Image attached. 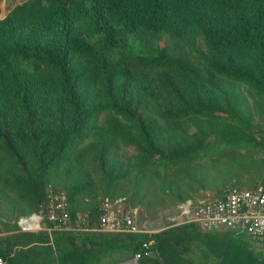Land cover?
Wrapping results in <instances>:
<instances>
[{
	"label": "trees",
	"instance_id": "1",
	"mask_svg": "<svg viewBox=\"0 0 264 264\" xmlns=\"http://www.w3.org/2000/svg\"><path fill=\"white\" fill-rule=\"evenodd\" d=\"M246 175L264 181V0H27L0 20L4 264H195V245L264 264L227 231L100 230L105 199L154 214ZM50 189L75 230L21 231Z\"/></svg>",
	"mask_w": 264,
	"mask_h": 264
},
{
	"label": "built area",
	"instance_id": "2",
	"mask_svg": "<svg viewBox=\"0 0 264 264\" xmlns=\"http://www.w3.org/2000/svg\"><path fill=\"white\" fill-rule=\"evenodd\" d=\"M46 200L39 204V214L22 221L36 220L41 231H73L68 212V201L63 192L50 189ZM176 225L192 224L200 232L227 231L235 237L247 239L251 244L264 245V181L255 188L234 185L221 196L204 192L200 197L181 205ZM100 230L113 233H152L139 223L141 209L125 204L124 198L105 199L100 204ZM35 222V221H34ZM49 224V226L47 225ZM37 227V228H38ZM150 243L143 244L147 251ZM148 254V253H147ZM136 254L133 261L140 258ZM0 264L4 261L0 258Z\"/></svg>",
	"mask_w": 264,
	"mask_h": 264
},
{
	"label": "rangeland",
	"instance_id": "3",
	"mask_svg": "<svg viewBox=\"0 0 264 264\" xmlns=\"http://www.w3.org/2000/svg\"><path fill=\"white\" fill-rule=\"evenodd\" d=\"M25 1H27V0H0V19L2 17H4L12 7L19 5ZM129 151H131V150H129ZM215 167L216 166H213L212 168L210 167V169H212L213 172L216 170L215 173L217 175V184L218 185H220L221 182L223 185H225V184L232 185V183H234L233 180L230 179L231 176H229V171H224L222 169L224 167H225L224 169H227L226 164H224V166H222L221 163H218V167L216 169H215ZM211 171H209V174L211 176H213V172H211ZM222 172H223L224 176L221 175ZM248 177L249 176L246 175L239 182L236 181L235 182L236 185H238L240 187L244 186V188L247 187L243 183L245 182V179H247ZM258 181L260 182L259 179H258ZM180 206L181 205H178V206L167 205L164 207L163 210H157V212L155 210L154 214L146 212L141 206H139V208L142 209L141 210V216L139 218V223L141 226H144L148 231H150L152 233L159 232V231L164 229V225H165L164 223L165 222H174L175 224H178V222H179L178 218L180 217V214L182 212ZM131 207H133V206H131ZM44 227L45 226L43 223L40 228H44ZM251 248L255 253H257L258 255L261 256V258L264 259V245L252 243ZM204 255H205L204 249L198 245H195L194 254H192L193 262L195 264H205L206 259H205ZM128 263L132 264V262H128Z\"/></svg>",
	"mask_w": 264,
	"mask_h": 264
},
{
	"label": "crops",
	"instance_id": "4",
	"mask_svg": "<svg viewBox=\"0 0 264 264\" xmlns=\"http://www.w3.org/2000/svg\"><path fill=\"white\" fill-rule=\"evenodd\" d=\"M211 192H214V191H211ZM199 193H204V191H199ZM20 219L18 221V226L20 227L21 231H23V232H31L28 230H36V232L41 231L39 227L38 228H26V227H24V225H22V223H20Z\"/></svg>",
	"mask_w": 264,
	"mask_h": 264
},
{
	"label": "water",
	"instance_id": "5",
	"mask_svg": "<svg viewBox=\"0 0 264 264\" xmlns=\"http://www.w3.org/2000/svg\"><path fill=\"white\" fill-rule=\"evenodd\" d=\"M33 217V215L32 216H29V217H23V218H21L20 219V223L22 222V221H24V220H26L27 221V219H30V218H32ZM20 225V224H19ZM38 227V226H37ZM28 231H31V232H36V230H28ZM153 254H154V256L156 257V258H159V256H158V254H157V252L154 250L153 251ZM135 262L136 261H132V264H135ZM120 264H129L128 262H125V263H120Z\"/></svg>",
	"mask_w": 264,
	"mask_h": 264
},
{
	"label": "bare ground",
	"instance_id": "6",
	"mask_svg": "<svg viewBox=\"0 0 264 264\" xmlns=\"http://www.w3.org/2000/svg\"><path fill=\"white\" fill-rule=\"evenodd\" d=\"M35 221V222H34ZM28 221L25 225L26 228H37L36 220Z\"/></svg>",
	"mask_w": 264,
	"mask_h": 264
},
{
	"label": "clouds",
	"instance_id": "7",
	"mask_svg": "<svg viewBox=\"0 0 264 264\" xmlns=\"http://www.w3.org/2000/svg\"><path fill=\"white\" fill-rule=\"evenodd\" d=\"M7 14H8V13H7ZM7 14H6V15H7ZM6 15H5L4 17H2L0 20L4 19V18L6 17Z\"/></svg>",
	"mask_w": 264,
	"mask_h": 264
}]
</instances>
